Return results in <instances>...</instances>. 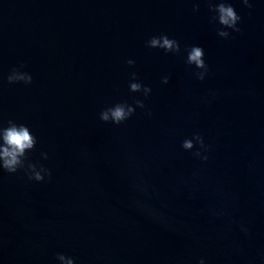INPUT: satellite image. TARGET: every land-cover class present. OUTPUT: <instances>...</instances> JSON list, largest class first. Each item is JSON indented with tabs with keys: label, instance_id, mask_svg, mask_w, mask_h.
I'll return each instance as SVG.
<instances>
[{
	"label": "water",
	"instance_id": "95a60500",
	"mask_svg": "<svg viewBox=\"0 0 264 264\" xmlns=\"http://www.w3.org/2000/svg\"><path fill=\"white\" fill-rule=\"evenodd\" d=\"M231 2L242 31L224 39L203 0L198 12L194 0H0V119L27 124L30 159L52 170L42 182L0 170V264H59L57 253L76 264H264V0L251 15ZM161 33L180 54L147 46ZM192 45L205 50L203 81L186 63ZM20 63L32 84L7 82ZM133 71L152 88V115L101 121L105 107L144 99L129 91ZM194 132L212 145L207 161L181 147Z\"/></svg>",
	"mask_w": 264,
	"mask_h": 264
},
{
	"label": "clouds",
	"instance_id": "9594fccd",
	"mask_svg": "<svg viewBox=\"0 0 264 264\" xmlns=\"http://www.w3.org/2000/svg\"><path fill=\"white\" fill-rule=\"evenodd\" d=\"M207 3L208 10L212 13L210 22L219 25L217 35L224 39L232 38L233 33H239L241 29L242 16L237 12L231 0H203ZM240 2L251 10L254 9L256 0H240ZM200 10V0H194L193 11ZM149 48L163 49L167 53L180 54L181 44L175 38H170L167 34L161 33L150 37L147 42ZM187 56L186 63L194 66L197 71L195 77L203 81L209 74V66L205 60V50L202 46L192 45L186 48ZM135 60H127V64L134 66ZM26 65L20 63L13 67L7 75L9 84L23 83L30 85L33 82V76L25 70ZM162 83L167 84L170 80L169 75L162 78ZM129 91L134 93H142L144 99H135L133 104L125 101L117 102L107 106L101 110L99 119L105 123L120 125L128 121L137 111V108L145 110V114L152 115L151 109H148L145 104L151 92V86L143 84L139 79V74L136 71L130 73ZM210 96H215L214 90H209ZM38 143V137L33 134L30 127L24 123H18L13 119H9L5 126L0 119V170L6 171L9 174H15L23 171L29 180L42 182L46 178L51 179L52 170L39 162H33L29 154L32 152ZM181 147L186 151H191L193 157L198 160L207 161L209 153L212 150V145L205 142L204 136L200 132H194L191 137H186L181 142ZM41 157L44 160L49 158L47 152H41ZM136 188L138 191L147 194L149 186L142 176L137 177ZM135 207L150 216L152 219L167 225L165 214L158 209L151 207L145 200L137 199L134 201ZM216 215H226L224 210L215 212ZM240 230L250 236V229L243 223H240ZM56 259L59 264H76L75 258L64 253H57ZM198 264H206V261L201 257Z\"/></svg>",
	"mask_w": 264,
	"mask_h": 264
}]
</instances>
